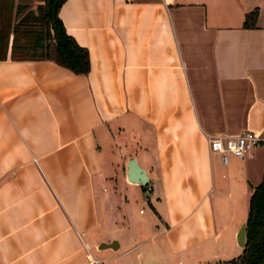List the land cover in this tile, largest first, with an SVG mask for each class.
<instances>
[{
    "label": "crops",
    "instance_id": "crops-1",
    "mask_svg": "<svg viewBox=\"0 0 264 264\" xmlns=\"http://www.w3.org/2000/svg\"><path fill=\"white\" fill-rule=\"evenodd\" d=\"M58 13L86 71L0 58V264L236 256L264 173V0H63ZM242 128L261 138L222 161L208 134ZM130 156L146 182L127 178Z\"/></svg>",
    "mask_w": 264,
    "mask_h": 264
},
{
    "label": "trees",
    "instance_id": "trees-1",
    "mask_svg": "<svg viewBox=\"0 0 264 264\" xmlns=\"http://www.w3.org/2000/svg\"><path fill=\"white\" fill-rule=\"evenodd\" d=\"M62 1L40 0L36 12L28 8L12 20V0H0V58L48 57L73 71H86L90 66L88 48L66 30L58 13ZM256 15L253 6L244 12L242 23L253 25ZM207 264H264V173L248 195L241 251Z\"/></svg>",
    "mask_w": 264,
    "mask_h": 264
},
{
    "label": "built area",
    "instance_id": "built-area-1",
    "mask_svg": "<svg viewBox=\"0 0 264 264\" xmlns=\"http://www.w3.org/2000/svg\"><path fill=\"white\" fill-rule=\"evenodd\" d=\"M261 138L260 132L251 128H242L233 133L208 134L210 149L219 153L220 159L226 161L228 152L243 156ZM88 264H103L102 258L87 253Z\"/></svg>",
    "mask_w": 264,
    "mask_h": 264
},
{
    "label": "water",
    "instance_id": "water-1",
    "mask_svg": "<svg viewBox=\"0 0 264 264\" xmlns=\"http://www.w3.org/2000/svg\"><path fill=\"white\" fill-rule=\"evenodd\" d=\"M126 176L130 180L146 182L148 178V174L143 166L139 164L134 156H130L126 162ZM244 231H245V220H243L237 231H236V239L239 243H244ZM109 244V243H108ZM112 244V243H110ZM99 246H102L99 244Z\"/></svg>",
    "mask_w": 264,
    "mask_h": 264
},
{
    "label": "rangeland",
    "instance_id": "rangeland-1",
    "mask_svg": "<svg viewBox=\"0 0 264 264\" xmlns=\"http://www.w3.org/2000/svg\"><path fill=\"white\" fill-rule=\"evenodd\" d=\"M38 0H28L27 2H25V5H21V4H19L17 7H16V10L15 11H13V9H12V19L13 20H15L17 17H18V15H19V13L20 12H22L23 10H25V9H32L34 12H36V2H37ZM12 4H13V0H12ZM14 7V6H13ZM247 202H245L244 204H243V207H242V210H241V214L242 215H246V212H247Z\"/></svg>",
    "mask_w": 264,
    "mask_h": 264
}]
</instances>
